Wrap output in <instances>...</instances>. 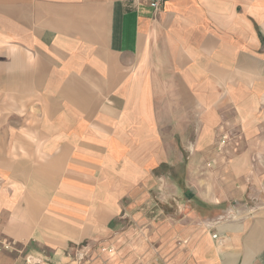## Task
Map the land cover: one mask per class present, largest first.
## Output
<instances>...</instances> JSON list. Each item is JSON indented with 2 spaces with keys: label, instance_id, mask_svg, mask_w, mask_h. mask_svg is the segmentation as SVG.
<instances>
[{
  "label": "crops",
  "instance_id": "0c3cea01",
  "mask_svg": "<svg viewBox=\"0 0 264 264\" xmlns=\"http://www.w3.org/2000/svg\"><path fill=\"white\" fill-rule=\"evenodd\" d=\"M184 169L214 214L156 230ZM6 240L0 264H264V0H0Z\"/></svg>",
  "mask_w": 264,
  "mask_h": 264
},
{
  "label": "rangeland",
  "instance_id": "374dc122",
  "mask_svg": "<svg viewBox=\"0 0 264 264\" xmlns=\"http://www.w3.org/2000/svg\"><path fill=\"white\" fill-rule=\"evenodd\" d=\"M237 140L238 138H236V134L233 132H224V134L222 135L220 134L218 136L217 144H216L218 152L223 149H226V147L229 146L231 152L233 153L234 152L233 150L238 146L236 143ZM223 142H225V144ZM186 178H187V171L185 169L174 170L170 172V179H171L169 180L171 181L170 184L172 183V181L175 180L177 181V179H179L180 182H183L184 186L180 187L179 190L174 188L173 184L169 185L168 187L165 186L163 188L162 197L155 199L154 204L150 208V210H152V213H149L148 219H149V223L150 222L153 223L155 217L156 216L158 217V219L156 220L157 226H155L156 230H173L174 228L172 227H174V219L177 220L178 217L181 218L178 219V221L183 220L182 224H184L186 221V213L188 212V207H191L190 209L191 211L192 209H194V207L195 209H197V211L200 214L199 216H201L200 218H198L199 221L201 220L204 221V216L206 217V214L207 216L208 214L211 213L212 215L214 214L211 211H210L211 213H208L207 211L211 206H208L198 200L195 201L191 200L192 198L190 197L188 193L189 191L186 186ZM190 201L192 202L190 203ZM243 204L244 207L245 205L250 206V203L248 204L243 203ZM228 205H229L228 208L239 207V204L237 203H231ZM222 211H225V208H222ZM4 245L10 246V249L7 251H2L3 253L19 252V250H21L16 243L11 241H7V240L1 241L0 248L3 247ZM96 251L97 254L100 253L99 252L100 250H96ZM19 253H21V251ZM24 257H25L24 264H38V260L31 258L29 255H25ZM77 257L78 260L80 261L81 259H84L87 256L85 255L80 256L79 254L77 255ZM79 263L80 262H77V264Z\"/></svg>",
  "mask_w": 264,
  "mask_h": 264
},
{
  "label": "built area",
  "instance_id": "2783aa9c",
  "mask_svg": "<svg viewBox=\"0 0 264 264\" xmlns=\"http://www.w3.org/2000/svg\"><path fill=\"white\" fill-rule=\"evenodd\" d=\"M166 0H149V5L154 8L156 11L160 10L165 4ZM225 144V142H223ZM10 249V246L4 245L0 248V252L7 251Z\"/></svg>",
  "mask_w": 264,
  "mask_h": 264
},
{
  "label": "water",
  "instance_id": "95a60500",
  "mask_svg": "<svg viewBox=\"0 0 264 264\" xmlns=\"http://www.w3.org/2000/svg\"><path fill=\"white\" fill-rule=\"evenodd\" d=\"M44 264H47V263H44Z\"/></svg>",
  "mask_w": 264,
  "mask_h": 264
}]
</instances>
